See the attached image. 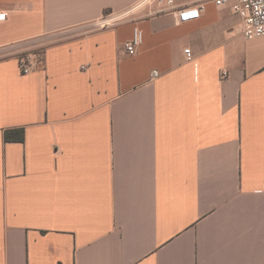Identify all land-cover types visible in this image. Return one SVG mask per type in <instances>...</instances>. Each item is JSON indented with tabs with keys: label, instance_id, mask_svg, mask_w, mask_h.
Instances as JSON below:
<instances>
[{
	"label": "crops",
	"instance_id": "0c3cea01",
	"mask_svg": "<svg viewBox=\"0 0 264 264\" xmlns=\"http://www.w3.org/2000/svg\"><path fill=\"white\" fill-rule=\"evenodd\" d=\"M136 1L0 0V264H264V37Z\"/></svg>",
	"mask_w": 264,
	"mask_h": 264
},
{
	"label": "built area",
	"instance_id": "2783aa9c",
	"mask_svg": "<svg viewBox=\"0 0 264 264\" xmlns=\"http://www.w3.org/2000/svg\"><path fill=\"white\" fill-rule=\"evenodd\" d=\"M217 6H228L231 10L242 18L243 24L241 35L251 40L254 38L264 37V0H213ZM174 0H137L129 7L103 15L87 26V29L103 30L118 26L135 17L146 13V16L156 15L160 12L173 8ZM155 7H159L158 10ZM3 13L0 12V19ZM142 33L136 30L132 40L126 44L129 54H134L137 47L142 44ZM22 71L24 74L34 72L38 62L32 61L31 58L20 57ZM159 76L158 72L152 74L153 78Z\"/></svg>",
	"mask_w": 264,
	"mask_h": 264
},
{
	"label": "rangeland",
	"instance_id": "374dc122",
	"mask_svg": "<svg viewBox=\"0 0 264 264\" xmlns=\"http://www.w3.org/2000/svg\"><path fill=\"white\" fill-rule=\"evenodd\" d=\"M43 44V41L38 39L34 40L32 42H25L18 44L17 46H14L10 49L11 52L17 53V55H21L27 52H36L37 50L41 49V45Z\"/></svg>",
	"mask_w": 264,
	"mask_h": 264
}]
</instances>
